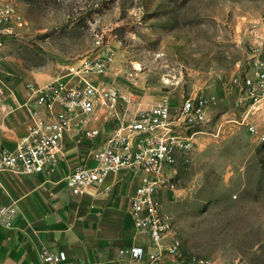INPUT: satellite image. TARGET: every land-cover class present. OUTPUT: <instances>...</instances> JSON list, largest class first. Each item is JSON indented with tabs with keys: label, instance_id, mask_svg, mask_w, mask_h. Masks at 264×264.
<instances>
[{
	"label": "rangeland",
	"instance_id": "rangeland-1",
	"mask_svg": "<svg viewBox=\"0 0 264 264\" xmlns=\"http://www.w3.org/2000/svg\"><path fill=\"white\" fill-rule=\"evenodd\" d=\"M0 3H12L25 19L4 41L10 73L2 80L21 82L33 70L59 75L102 39L116 51L106 78L137 95L133 106L148 107L164 94L175 101L199 91L216 96L190 167L165 196L174 234L185 256L264 264V142L232 114L239 93L233 76L249 50L251 24L263 21L264 0Z\"/></svg>",
	"mask_w": 264,
	"mask_h": 264
},
{
	"label": "built area",
	"instance_id": "built-area-1",
	"mask_svg": "<svg viewBox=\"0 0 264 264\" xmlns=\"http://www.w3.org/2000/svg\"><path fill=\"white\" fill-rule=\"evenodd\" d=\"M11 22L22 27L25 19L15 5L5 3L0 6V23ZM248 52L238 62L233 84L244 106L242 123L264 142V131L251 121L252 114L264 108L263 43L250 44ZM115 53L111 45L98 39L90 55L69 64L54 80L27 83L35 101L29 107L28 133L15 149L0 144V173L44 172L61 156L67 133L80 127L90 146L83 162L65 177L73 194L104 183L109 174L123 168L140 174L130 207L135 237L119 249V255L129 257L133 264H209L204 256L183 254L174 234V214L165 206L162 194L175 190L180 171L190 167L216 96L199 91L175 101L164 94L156 103L132 112L130 106L137 95L106 78ZM2 63L0 54V77ZM99 113L103 128L90 125ZM12 215L9 206L0 204V226L9 227ZM38 254L44 264H77L63 249L44 246Z\"/></svg>",
	"mask_w": 264,
	"mask_h": 264
},
{
	"label": "crops",
	"instance_id": "crops-1",
	"mask_svg": "<svg viewBox=\"0 0 264 264\" xmlns=\"http://www.w3.org/2000/svg\"><path fill=\"white\" fill-rule=\"evenodd\" d=\"M260 21L257 28H251V24L248 40L250 44L263 43L264 58V18ZM15 24L0 23L4 73L10 72L6 69L7 56L2 48ZM248 55L247 51L243 59ZM59 75L33 70L21 82L12 76L0 79V87L4 89L0 92V144L15 149L28 133L29 107L35 101L29 95L27 83L46 84ZM239 98L240 93L232 114L240 116L237 121L245 125L241 121L244 106ZM131 110L134 112L136 106ZM251 121L264 131V108L252 114ZM90 125L103 128L102 114ZM80 129L75 127L67 133L61 156L44 172L0 173V204L9 206L13 214L9 227L0 226V264H44L38 254L44 246L66 250L77 264H133L129 257L119 255V249L131 244L135 237L130 207L140 174L123 168L109 174L104 183L89 185L83 193L73 194L65 177L83 162L90 146ZM168 194L166 190L162 194L167 208L165 196Z\"/></svg>",
	"mask_w": 264,
	"mask_h": 264
}]
</instances>
